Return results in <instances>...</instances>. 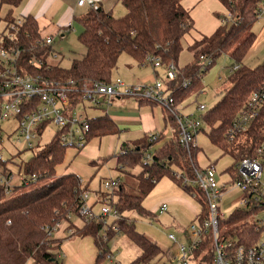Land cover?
Listing matches in <instances>:
<instances>
[{
    "label": "trees",
    "instance_id": "16d2710c",
    "mask_svg": "<svg viewBox=\"0 0 264 264\" xmlns=\"http://www.w3.org/2000/svg\"><path fill=\"white\" fill-rule=\"evenodd\" d=\"M22 1L0 0V8L7 6L5 14H0V22L13 21L14 8ZM218 1L230 13V18L220 14L221 23L214 32L202 35L188 46L192 52V60L183 67H178L175 78L167 80L166 86L174 96L175 103H178L190 86L211 66L216 56L222 52H230L238 67L231 69L228 85L223 88L220 98L201 114V119L210 127V138L224 151L233 153L237 159L245 153L248 140L245 138L240 141H228L225 131L251 92L264 83V62L253 67L242 62L255 40V33L251 32L250 28L258 18L264 0ZM121 2L126 8V12L121 16H114L111 11L101 7H91L75 17L82 26L77 38L85 47V52L81 57L73 58L68 68L44 61L40 68L35 69L49 78H72L77 85H81L90 81L111 82L112 71L116 68L122 52L128 53L138 63H143L145 58L151 55L158 56L162 65L170 62L177 65L182 49L181 39L194 27L191 14L180 0ZM15 36L18 37V43L25 44L34 42L41 36L33 15H23V23ZM46 52V48L40 50L41 54ZM200 55H208L211 61L201 63ZM187 78H191V83L184 87L181 83ZM167 114L175 123L176 139L164 141L160 146L154 147L149 163L143 161V155L149 152L159 135L156 139L149 140V134L145 133L133 146L122 145L126 152L116 155L121 170L138 164L141 166L139 171L130 173L135 178L133 183L127 180L120 182L113 192L116 196L112 203L120 213L117 221L119 232L111 228L112 223L104 226V218L101 215L83 222L81 226L73 222L72 217L78 215L81 205L80 193L87 189V185H81L78 175L74 172L56 175V167L62 163L66 149L56 135L39 147L24 162L23 172L30 176L35 175V180L30 182L53 179L49 183L9 198H5L6 193L0 188V264H25L28 259H32L35 264H62L61 256L58 255L61 239L54 237L53 232L63 223H66V229L70 230L69 236L89 235L93 238L97 253L92 264H104L110 252L107 242L117 233L125 234L140 249V254L127 264H161L164 262L161 257L170 259L168 251L135 229L134 221L126 214V210L136 209L140 213L146 211L141 202L162 175L169 176L178 185L183 186L175 177L172 164L187 172L192 170L189 155L179 145L174 117ZM89 120L91 129L88 139L118 131L106 114L90 117ZM196 151L197 147L192 150V157ZM1 162L5 163L3 159ZM23 185L25 184L20 186ZM184 189L191 191L188 187ZM99 193L101 197L106 194L103 191ZM194 197L202 204L201 210L195 215L198 220V215L206 214V207L201 194L196 193ZM222 226L223 236L230 237L237 245L247 247L257 239L253 222L241 208L232 210L222 220ZM208 243L207 236L195 250L194 255L199 257L197 264H213L212 249ZM203 249L204 254L201 253Z\"/></svg>",
    "mask_w": 264,
    "mask_h": 264
},
{
    "label": "built area",
    "instance_id": "2783aa9c",
    "mask_svg": "<svg viewBox=\"0 0 264 264\" xmlns=\"http://www.w3.org/2000/svg\"><path fill=\"white\" fill-rule=\"evenodd\" d=\"M84 2L85 0H77L79 5ZM261 10L260 8L259 14ZM226 16L230 18L231 15L227 12ZM22 23L23 16L16 15L13 21L4 22L0 29V120L9 116L16 118L18 134L26 141L28 147H32V139L39 138L48 126H53V135L57 136L62 145L75 146L80 150L87 143L91 129L87 106L108 107L109 98L112 96H130L159 104L174 117L179 145L190 157L191 172L179 169L173 171L174 175L183 187L191 189L193 196L196 193L201 194L206 207V214L198 215L197 223H191L187 228L189 230V234L186 235L187 243L178 242L176 263L190 264V258L195 250L208 236L213 264H264V83L251 92L225 131L228 141L246 138L248 145L245 153L234 163L231 180L220 183L213 165L200 168L191 156L192 150L197 147L196 135L201 130V117L181 114L174 96L160 80L157 79L150 85H128L117 78L111 82L90 81L77 85L72 78L65 80L49 78L35 68H40L44 61H47L54 36L47 34L29 44L18 43L15 33ZM44 48L47 52L41 54L40 50ZM200 60L202 63L211 61L208 55H200ZM144 61L151 63L153 68L162 67L167 80L175 78L178 69L175 63L162 65L158 56L151 55ZM237 67L238 64L235 63L231 69ZM190 83L191 78H187L181 84L188 87ZM206 108L203 103L197 105V110L204 111ZM157 136L158 133H149L148 138L154 140ZM17 140H20V137ZM119 152L125 153L126 149L121 148ZM151 159V152L143 155V161L146 163ZM1 160L0 157V188L8 193L17 185L12 183L13 173ZM28 176L29 178L21 175V184L26 185L35 180V175ZM119 183L120 180L112 178L104 181L105 187L111 191L103 196L98 213L92 209L89 191L86 189L80 193L81 205L78 216L83 222L101 215L104 218V226L112 223L111 228L119 232L117 221L120 213L112 203L113 192ZM228 185H234L240 190L239 200L242 205L235 206L233 210L236 208L245 210L247 218L254 224L257 239L250 246L237 245L230 237H224L220 230V222L225 216L220 210L219 202ZM167 207V203L162 202L158 206L159 213L166 211ZM168 238L176 241L172 233H168ZM204 251L203 249L201 252ZM58 255L61 256L60 253ZM112 259L113 254L109 252L107 260L111 262Z\"/></svg>",
    "mask_w": 264,
    "mask_h": 264
},
{
    "label": "rangeland",
    "instance_id": "374dc122",
    "mask_svg": "<svg viewBox=\"0 0 264 264\" xmlns=\"http://www.w3.org/2000/svg\"><path fill=\"white\" fill-rule=\"evenodd\" d=\"M203 2L209 3L206 0H202L196 4L193 10L195 14V18L193 17L194 27L181 39L182 49L178 56L177 67H183L192 60V52L188 46L202 35H209L214 32L221 23L219 15L227 14L225 13L226 9L221 5L215 9L212 4H208V9H206ZM261 6L264 7V3ZM20 8V6L14 8L15 16L19 14ZM6 10V5L1 6L0 14L3 16ZM204 10L209 11L210 14L205 13ZM115 14L117 15L118 13ZM260 19L261 17L258 16L250 28V31L255 33L256 38L242 61L244 65L251 67L264 62V20ZM73 21L72 28L67 25L63 32L52 33L54 40L51 43V51L47 56V61L50 64H58L64 68H68L73 58H79L85 52V47L77 38L82 26L77 19ZM3 24L4 21H1L0 29ZM54 53L56 56H53ZM235 63L230 52H222L216 56L214 62L206 72L190 86L181 101L176 103L180 113L201 117V113H205L220 98L223 88L229 83L228 77ZM158 71V78H155L151 63L147 61H144L143 64L138 63L128 53L122 52L118 57L116 68L112 71L111 81L120 78L128 85H150L158 79L166 86L167 78L165 77L163 68H158ZM199 87H202L205 92L198 93L197 89ZM129 98L130 101H135V97ZM130 101L129 104L131 103ZM200 103L207 106L206 110H197V105ZM155 109L161 115L160 117L162 119V110L158 104ZM77 110L80 111L79 108ZM86 111L89 117H93L103 114L105 109L104 106L100 108L87 106ZM17 125L18 121L13 116L0 120V157L5 161L3 164L13 173L12 183L19 186L17 189L6 193L5 198L28 191L41 184L49 183L53 179L34 181L20 186L21 175L29 178L23 172L22 167L24 162L53 136L54 127L48 126L39 138L32 139V147H28L26 141L18 134ZM170 127L167 124V128L171 131ZM161 128H163V125H161ZM143 134L142 130L135 131L131 129L130 131L122 130L118 133L93 136L87 142L88 149H92L90 150L91 153H85L84 151L78 150L75 146L69 145L65 149L62 163L56 167V175L74 172L83 181H80V184L83 186L87 185V190H89V194L91 193L92 196L101 191L106 194L111 191L104 185V181L109 178L120 181L127 178L128 182L133 183L135 178L130 173L139 171L141 166L138 164L132 168L121 170L117 164L116 155L121 151L122 145L129 144L131 147L130 144H132V141L138 140ZM171 135H173V139L176 138V134L173 131H171ZM209 135L210 127L205 121H202L201 130L196 135L197 151L194 155V160L200 168L213 165L220 183L229 181L231 180V174H234L235 156L230 151H224ZM19 137L20 140H17ZM162 142L163 140L161 139L155 140L149 152H153L154 147L160 146ZM171 168L173 170L180 169L175 164H172ZM192 193V191H187L183 186L178 185L169 176L162 175L150 193L141 202L146 210L145 212L140 213L136 209L126 210V214L134 221L135 229L143 232L144 235L156 241L163 250L168 251L171 255L169 263H176L175 254L178 251V242L187 243L186 235L189 234L187 228L191 223H197L195 214L201 210L202 204ZM239 197L240 190L238 187L234 185H228L226 187L219 202L223 216L227 217L235 206L242 205ZM162 201H166L168 207L166 211L159 213L158 206ZM98 208L99 205L94 206V212L98 213ZM106 219L110 220L111 218L106 217ZM74 220L80 222L82 219L77 215L74 216ZM222 228L221 220L220 230ZM54 233L55 231L53 235ZM168 233H172L176 241L168 238ZM72 239L76 241L74 242L75 247L85 246V241L80 243L81 240L77 236ZM107 246L113 254V259L111 262L105 260L104 264H127L140 254L139 247L123 233L115 234L108 240ZM201 253L204 254V252ZM198 258L193 255L190 258V264H197ZM70 259H72V263L77 264L75 258L71 257ZM61 261L62 264H67V260L62 256ZM25 264L35 263L32 259H28Z\"/></svg>",
    "mask_w": 264,
    "mask_h": 264
},
{
    "label": "crops",
    "instance_id": "0c3cea01",
    "mask_svg": "<svg viewBox=\"0 0 264 264\" xmlns=\"http://www.w3.org/2000/svg\"><path fill=\"white\" fill-rule=\"evenodd\" d=\"M199 1L202 0H180L183 7L189 11L192 18L193 17L195 18V14L193 13V10L195 9L196 4ZM206 2H209V3L203 2L206 9H208V4H212L215 9L221 5L218 0H206ZM19 6L21 7L20 8L21 10H19L20 12L18 15H22V16L23 15L25 16L27 14L33 15L39 26L41 36L52 33L56 34L60 31L63 32L64 28L67 25H69L72 28L74 22L73 20H75V17L82 15L91 7H96V8L101 7L104 10H109L112 12L114 16H121L126 12V8L121 2V0H85V2L82 5L77 4V0H23L19 4ZM261 9L262 10L259 17H261V19L264 20V7L261 6ZM204 12L210 14V12L207 10H204ZM115 13L118 14L116 15ZM225 13H227V10H225ZM153 73H154V77L158 78L159 75L158 69L153 68ZM202 90L204 91L202 87H199L197 89V92L201 93ZM129 97L130 96H121V97L112 96L109 98L110 105H108V107L103 105L105 109L103 114H106L114 122V124L118 129L116 133L122 130L130 131L131 129H133L135 131L142 130L144 134L158 133L159 138L157 139H161L163 140V142L168 140L173 141L176 139V138L173 139L172 138L173 135H171V131H173L176 134L175 123L174 121L168 118V114L166 110H164L158 104V106H160L162 110V119H161L160 117L161 115L155 109V107L157 106L155 102H150V101L148 102L144 100H139L137 98H135V101H130ZM129 101L131 102L130 104ZM114 104H116V106H114ZM161 120L163 122L162 124H161ZM167 124L171 126L170 127L171 131L169 128H167ZM161 125H163V128H161ZM89 140L90 139H88V141ZM136 141L137 140L132 141V144L130 145L133 146V144ZM88 147L89 146L86 143L85 146L80 149V151H84L85 153H91L90 150L92 149H88ZM126 180L127 178H124V180H121L120 182ZM104 196H106V194H104ZM102 198L103 197H101L100 193H96L93 196L90 193V202L92 203V209L94 206L100 205V203L102 202ZM162 202H166V201H162ZM72 220L77 226H81L83 224L82 220L80 222H77L74 220V217L72 218ZM69 232L70 230L66 229V223H63L59 225L58 229H56L54 233V237L61 239L60 246L58 249V251H60L59 252L60 255L67 260L66 261L67 264H74L72 263V259H70L71 257L77 260V264H92L94 262L97 253V246L95 245L93 238L89 235L69 236L68 234ZM75 236L80 238L79 239L81 240L80 243L85 241L84 242L85 246L75 247L74 242L76 241L72 239ZM161 258H162L161 260L164 261L163 263L161 262V264H179L174 262L169 263L170 261L169 258H165V257H161Z\"/></svg>",
    "mask_w": 264,
    "mask_h": 264
}]
</instances>
